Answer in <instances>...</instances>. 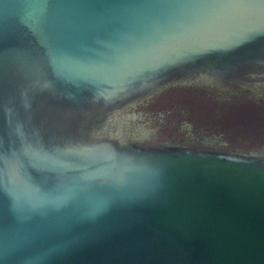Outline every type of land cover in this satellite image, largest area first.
Instances as JSON below:
<instances>
[{
    "label": "water",
    "instance_id": "1",
    "mask_svg": "<svg viewBox=\"0 0 264 264\" xmlns=\"http://www.w3.org/2000/svg\"><path fill=\"white\" fill-rule=\"evenodd\" d=\"M0 264H264V0H0Z\"/></svg>",
    "mask_w": 264,
    "mask_h": 264
},
{
    "label": "flooded vegetation",
    "instance_id": "2",
    "mask_svg": "<svg viewBox=\"0 0 264 264\" xmlns=\"http://www.w3.org/2000/svg\"><path fill=\"white\" fill-rule=\"evenodd\" d=\"M242 80H244V82H250V83L252 81H255V79H247V78H242ZM239 81L241 82V79ZM229 85H232V84H229ZM222 88H225V87H222ZM226 89H228V88L226 87ZM146 100H144V101H146ZM143 102H141V103H143ZM141 103L139 101V102L136 103V105L138 106ZM143 120H145V119H142L141 118V119H138V122L137 123L134 122L135 123V126L138 127L139 132L142 135H144V139L141 141V144L142 145L158 146V145H162V144H170L171 141H168L166 139L167 137H164L163 139L157 140V139H155L153 137H150L149 138V136L147 134L143 133V131L145 130V129H143V125L144 124H149L147 121L144 123ZM160 123H161V121H159V124L157 126H159ZM155 129L156 128H154L152 130L150 129L149 132L151 134H153ZM172 129H175L176 130L177 128H176V126H173ZM173 138H175L174 140H179L180 142H184L186 144V146H189V147L205 148V149L221 150V151H230V149H226V150L220 149V146L218 144H214L213 141L212 142H208V140L206 138H204V137H202V138L201 137L200 138L195 137L191 133L186 132V131L185 132H182L181 134H179V138L178 139L176 137H173ZM196 138H198V139H196ZM193 141H196V142H193Z\"/></svg>",
    "mask_w": 264,
    "mask_h": 264
}]
</instances>
